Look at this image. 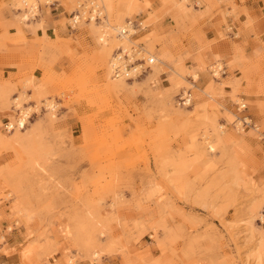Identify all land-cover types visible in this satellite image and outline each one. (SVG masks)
I'll list each match as a JSON object with an SVG mask.
<instances>
[{
  "label": "rangeland",
  "instance_id": "rangeland-1",
  "mask_svg": "<svg viewBox=\"0 0 264 264\" xmlns=\"http://www.w3.org/2000/svg\"><path fill=\"white\" fill-rule=\"evenodd\" d=\"M83 1L0 0V66L15 68L0 79V220L24 231L23 263L264 264V15L96 0L103 22L72 28ZM128 20L142 21L130 40L113 29ZM133 46L151 70L116 77ZM238 102L258 127L234 126Z\"/></svg>",
  "mask_w": 264,
  "mask_h": 264
},
{
  "label": "built area",
  "instance_id": "built-area-1",
  "mask_svg": "<svg viewBox=\"0 0 264 264\" xmlns=\"http://www.w3.org/2000/svg\"><path fill=\"white\" fill-rule=\"evenodd\" d=\"M76 15L80 16V20H86L91 21V17L93 16L97 22L102 23L103 17H105L104 14V8L96 1V0H86L81 3H79L78 8L72 13L71 16V23L70 26L72 28L75 27L77 22L74 21V18ZM79 20V21H80ZM74 21V22H73ZM73 22V23H72ZM75 24V25H74ZM142 26V21L140 20H128L126 32L129 33V30H136ZM136 34V33H135ZM142 51L136 50L135 46H133L129 51H123L122 48L118 49L115 53V56L117 59H115L118 63L115 67L114 74L116 77L119 78H126V79H137L143 75H145L148 71L151 70V65L155 62L151 59H149V54L147 56L143 57H137V55L141 54ZM120 56V57H119ZM115 57V58H116ZM222 75L226 73L224 70V67H220L219 71ZM187 94H184V92L177 95V99L179 101V104L182 106H189L192 104V101L189 103L187 102V99L190 98L191 90L187 91ZM17 107L16 102L14 103V108ZM237 108L240 113H242L238 118L236 119L234 123V126L238 121L241 122V125L247 129L249 127L255 128V124L250 117V115L246 114L247 110V104L244 102H238ZM19 111V108H18ZM32 115V114H31ZM9 119L4 124V127L6 130L10 131L8 128Z\"/></svg>",
  "mask_w": 264,
  "mask_h": 264
},
{
  "label": "crops",
  "instance_id": "crops-1",
  "mask_svg": "<svg viewBox=\"0 0 264 264\" xmlns=\"http://www.w3.org/2000/svg\"><path fill=\"white\" fill-rule=\"evenodd\" d=\"M134 2H136L134 0ZM131 3V4H134ZM235 4L238 7V11L240 12L241 16L239 22H246L248 19V15L251 17H261L264 15V0H235ZM4 16L8 17L7 13ZM28 20V19H27ZM201 23L203 25V29L206 30V38L213 39L216 36V32L213 27V23L208 21L207 18H201ZM172 24L170 18H167L165 25ZM4 28L0 27V32L3 31ZM51 29V28H50ZM53 29V28H52ZM51 29V30H52ZM42 30V31H41ZM26 34L28 39H33L36 35L40 38L43 37V29H38L37 32L33 31L32 28H24L23 31ZM9 33L14 35L17 34L16 28H9ZM246 37H243L244 42H250L253 39V34L248 33L245 34ZM243 42V43H244ZM252 46V43H249ZM19 45V44H13ZM15 68L10 66H0V79L8 77L10 72H14ZM3 72V77L1 75ZM7 228V221L0 220V238L3 237V241L0 243V264H24L22 261L21 254L19 253L20 247H22L25 243V233L23 230H10L6 231ZM76 264H91L87 261H80ZM104 264H121L119 259L110 260L105 258Z\"/></svg>",
  "mask_w": 264,
  "mask_h": 264
},
{
  "label": "bare ground",
  "instance_id": "bare-ground-1",
  "mask_svg": "<svg viewBox=\"0 0 264 264\" xmlns=\"http://www.w3.org/2000/svg\"><path fill=\"white\" fill-rule=\"evenodd\" d=\"M33 8L35 9V6H33ZM92 18V20L91 21H95V18L92 16L91 17ZM24 19L25 20H27L28 19V16L26 15L25 17H24ZM79 19H80V16L79 15H76L75 16V18H74V21L75 22H77L78 23V21H79ZM73 21V22H74ZM128 23V22H127ZM75 25V24H74ZM124 26H126L127 27V24H125ZM113 29L115 30V32H116V34L118 35V37L120 36L119 34H121L122 36H120V37H123L124 39H126V40H130V34H131V32H132V30H129V33H127L126 32V28L125 27H122L121 25H118L117 27H113ZM132 36V35H131ZM100 40H102V41H105V43H107V40H104V37H103V35L102 36H100ZM116 59H117V57H116ZM220 71V65H218V67L216 68L215 67V69H214V73L215 74H218V73H220L219 72ZM196 77H198V74L197 75H195L194 77H192V81L194 82L196 79H194V78H196ZM195 83V82H194ZM184 92V91H183ZM184 94H187V92L186 93H184ZM189 102H191V96H190V98L189 99H187V102L186 103H189ZM52 107L54 106L53 104H52V102L51 103H49ZM22 110H24V109H22ZM25 111V110H24ZM27 112H30V111H27ZM23 113V112H22ZM20 114H21V112H20ZM19 114V115H20ZM23 115V114H22ZM27 116V115H26ZM26 116H19L20 118H19V120H18V124H19V127L20 128H23L24 126H25V124H26ZM27 119H29V113H28V117H27ZM8 125H12V123L11 122H9V124ZM238 125H240V124H238ZM13 126V125H12ZM255 127H258V126H255ZM238 128V127H237ZM240 128H243L241 125H240Z\"/></svg>",
  "mask_w": 264,
  "mask_h": 264
}]
</instances>
